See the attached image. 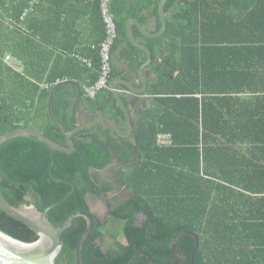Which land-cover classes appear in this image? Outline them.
I'll return each instance as SVG.
<instances>
[{"label":"trees","instance_id":"obj_1","mask_svg":"<svg viewBox=\"0 0 264 264\" xmlns=\"http://www.w3.org/2000/svg\"><path fill=\"white\" fill-rule=\"evenodd\" d=\"M33 1L0 0V136L30 128L67 148L64 133L48 115L57 82L76 83L87 111L103 113L126 131L111 90L94 99L84 96V87L98 78V50L73 54L90 59L88 68L71 51L50 49L54 44L47 31L54 20L42 10L47 0ZM160 1L137 0L133 6L150 9L156 32ZM115 7L112 2L116 17ZM164 12L165 33L146 39L155 81L147 91L151 104L138 112L132 135L122 138L96 125L72 137L71 154L31 137L9 140L0 145L2 194L14 207L43 211L54 205L47 218L56 227L74 212L90 213L93 228L82 245L83 264H126L141 251L169 262L182 231L196 232L200 239L195 264H264V0H168ZM98 17L102 36L95 45L103 38L100 12ZM131 50L143 54L135 46ZM7 54L21 71L5 63ZM115 77L112 70L111 81ZM76 97V88L65 85L54 98L66 131L79 125V107L72 112ZM159 133L171 134L173 145L157 146ZM109 148L120 161H134V149L141 159L134 167H120L112 163ZM121 189L132 195L120 200ZM88 196L113 198L117 206L108 220L91 213ZM107 206H112L109 199ZM138 215L142 219L136 224ZM85 229L83 218L73 220L54 264H76V244ZM0 232L27 244L38 240L2 211ZM107 235L113 242L103 252L97 242ZM194 246L192 236L179 238L176 251L189 257L184 264H191ZM132 264L151 263L141 256Z\"/></svg>","mask_w":264,"mask_h":264},{"label":"water","instance_id":"obj_2","mask_svg":"<svg viewBox=\"0 0 264 264\" xmlns=\"http://www.w3.org/2000/svg\"><path fill=\"white\" fill-rule=\"evenodd\" d=\"M167 1L168 0H161L159 4V15L161 20L160 31L156 34H148L145 31L141 30L144 35L151 38H158L165 33L167 21L164 12V7ZM133 23L136 24V22ZM127 36L131 44H133L142 52H144L146 56V61L140 66L137 73V77L142 84L141 88H135L133 83L131 84L129 81H123L119 79H115L110 83L113 96L117 104L120 106V108L124 113L127 123L126 131L120 129L110 118L102 114L93 117L90 121L81 122L77 127L73 128L72 130L66 131L63 125L58 121L56 117L54 111V98L63 86L65 85L74 86L77 90V97L72 108V112L74 113L75 108L77 106L79 108L82 106L81 104L82 91L81 88L74 82H62L55 85L50 91L47 108H48V115L51 121L56 125V127L62 133H64L67 148L50 140L40 132L30 128H20L0 136V145L18 137H27V138L31 137L37 139L41 143H44L53 151L62 152L65 154H71L75 150L74 144L72 142V137L76 133L82 130L90 129L96 125H101V124L112 129L114 133L119 137L129 138L133 133L132 117L127 109V105L129 104V101L127 98L124 99L123 96H121L120 91L118 89V85L119 84L124 85L134 95L145 94L147 90V81L145 80L144 71L147 68H149L153 58L150 50L144 45L138 43L134 39L130 28L127 29ZM167 67H171V66L168 65ZM134 99L138 101L137 98ZM109 152L112 158V163L123 168L134 167L139 163L141 159L140 152L138 149H134L133 152L135 159L134 161L131 162L120 161L113 153L112 148H109ZM73 191L74 189H72L71 192ZM53 207L54 205L48 207L43 211L38 210L35 206L32 205L14 207L11 204H9V202H7V200L4 198L0 186V211L5 213L9 217L23 223L38 236V240L35 243L27 244L15 240L0 232V264H54L55 258L57 257V255L59 254L62 248L61 236L68 228L71 227L72 222L75 218H83L86 222V229L84 233L79 237L75 249L76 264H83L81 257L82 245L84 241L89 237L92 231L93 228L92 216L90 215V213H86L83 211L74 212L71 215H69L60 226L56 227L47 218L48 211ZM184 235L192 236L195 240V246L190 257L191 264H195L194 257L198 250L200 239L196 232H190V231H182L176 235L171 246V261L157 262L150 254H148L145 251H141L135 254L133 257H131L126 262V264H132L137 258L141 256L146 257L151 264H184L188 261L189 257L186 254H181L176 251V246L178 244L179 238ZM4 237L7 239H5Z\"/></svg>","mask_w":264,"mask_h":264},{"label":"crops","instance_id":"obj_3","mask_svg":"<svg viewBox=\"0 0 264 264\" xmlns=\"http://www.w3.org/2000/svg\"><path fill=\"white\" fill-rule=\"evenodd\" d=\"M112 2H114L116 6V21L120 23L118 39L112 50L111 58L112 70L114 74H116L113 80L119 79L129 81L131 84L133 83L135 88H141L142 84L137 77V73L140 66L146 61V56L144 52L140 55L133 53L131 48L134 45L131 44L128 39L127 29L130 28L134 39L148 49L149 47L146 43V39L157 38L148 37L144 35L141 30L148 34H156L160 30L156 32L157 24L155 17L148 18L150 9H144L140 12L133 8L134 5H137V0H112ZM42 10L47 11L48 20H54V23L48 24L47 35L53 39L52 42L54 45H50V49H53L55 52L71 51V57L73 54H76V52L79 54H88L92 51V45H95L102 36V31H100L102 27H100V23H98L99 0H47L46 3L42 4ZM165 16L167 21V14H165ZM145 18L149 20L146 24H142L141 19L145 20ZM133 22H136V24ZM154 51L159 61H161L162 57L157 51V48H155ZM150 52L152 55L153 53L151 50ZM128 54L132 55V59L129 58ZM138 65L139 67H137ZM163 68L168 69L170 67L164 65ZM144 73L145 80L147 81V90L145 94L134 95L124 85H118L121 96H123L124 99L127 98L129 101L127 109L132 117L133 125L138 122L137 114L139 109L144 110L151 104V99L147 95V91L149 85L155 81V78L150 66ZM134 98H137L138 101ZM100 114L104 115L101 112L95 115L91 111H87L82 105L78 108V121L79 123L90 121L93 117ZM100 126L104 125L101 124Z\"/></svg>","mask_w":264,"mask_h":264},{"label":"built area","instance_id":"obj_4","mask_svg":"<svg viewBox=\"0 0 264 264\" xmlns=\"http://www.w3.org/2000/svg\"><path fill=\"white\" fill-rule=\"evenodd\" d=\"M37 3V0L33 1V4ZM112 0H99V12L101 20L103 23V38L97 45H92V49L98 50L100 66L98 70L97 80L90 86L84 87V96L86 98L94 99L99 93L110 90V83L112 79V50L118 39V29L115 16L111 10ZM28 9L24 11V14L28 13ZM82 64L86 65L88 68L92 67V62L90 59L85 58L80 55H73ZM5 63H7L12 69L16 71H21L20 63L13 58L11 55L7 54L4 58ZM57 84H59L57 82ZM56 84V85H57ZM49 86L43 85L42 89H48ZM156 144L159 147H170L173 145V139L169 133H159L156 137Z\"/></svg>","mask_w":264,"mask_h":264},{"label":"rangeland","instance_id":"obj_5","mask_svg":"<svg viewBox=\"0 0 264 264\" xmlns=\"http://www.w3.org/2000/svg\"><path fill=\"white\" fill-rule=\"evenodd\" d=\"M124 197L122 194L120 197ZM87 201L90 204L91 209L93 210L94 213L97 214V216L102 220L107 219V212H108V207L105 204V200L103 197H94V196H88ZM99 244L102 246V249L107 250L110 248L113 238L109 237L108 235L101 241H98Z\"/></svg>","mask_w":264,"mask_h":264},{"label":"flooded vegetation","instance_id":"obj_6","mask_svg":"<svg viewBox=\"0 0 264 264\" xmlns=\"http://www.w3.org/2000/svg\"><path fill=\"white\" fill-rule=\"evenodd\" d=\"M142 109H139V111H141ZM138 111V112H139ZM105 127V126H104ZM141 156V155H140ZM135 159V158H134ZM124 195V197L122 196V197H120L121 195ZM132 195V193L130 192V191H128V190H124V189H121V190H119L117 193H116V197L117 198H119L120 200H126V199H128L130 196ZM101 197H103V196H101ZM103 199L105 200V204H106V206H107V200L109 199L110 200V202L112 203V206L109 208L108 206V214H107V219L106 220H108L109 218H110V211L114 208V207H116L117 206V204L114 202V200H113V198L112 197H110V198H108V199H106V198H104L103 197ZM88 202V201H87ZM88 205H89V207H90V204H89V202H88ZM90 211H91V213H94L93 212V210L91 209V207H90ZM94 215L97 217V218H99L98 216H97V214L96 213H94ZM100 219V218H99ZM141 219H142V216L141 215H138V216H136V219H135V223L136 224H139L140 223V221H141ZM98 243V245L100 246V248H101V250L103 251V252H106V251H108L110 248H108L107 250H104V249H102V244L100 245L99 244V242H97ZM111 247V246H110Z\"/></svg>","mask_w":264,"mask_h":264},{"label":"bare ground","instance_id":"obj_7","mask_svg":"<svg viewBox=\"0 0 264 264\" xmlns=\"http://www.w3.org/2000/svg\"><path fill=\"white\" fill-rule=\"evenodd\" d=\"M3 237V236H2ZM5 238V237H4ZM5 239H7V238H5Z\"/></svg>","mask_w":264,"mask_h":264}]
</instances>
